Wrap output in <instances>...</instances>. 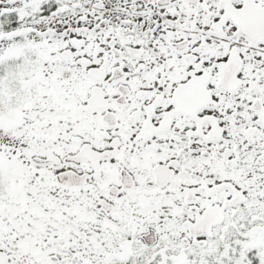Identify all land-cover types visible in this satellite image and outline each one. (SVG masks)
Instances as JSON below:
<instances>
[{
  "label": "snow or ice",
  "instance_id": "6c2138e0",
  "mask_svg": "<svg viewBox=\"0 0 264 264\" xmlns=\"http://www.w3.org/2000/svg\"><path fill=\"white\" fill-rule=\"evenodd\" d=\"M0 264H264V0H0Z\"/></svg>",
  "mask_w": 264,
  "mask_h": 264
}]
</instances>
